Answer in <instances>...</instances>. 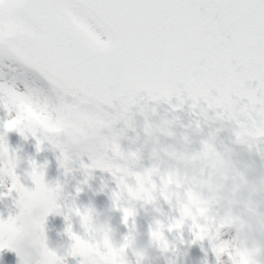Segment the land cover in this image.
<instances>
[{"label": "snow or ice", "instance_id": "snow-or-ice-1", "mask_svg": "<svg viewBox=\"0 0 264 264\" xmlns=\"http://www.w3.org/2000/svg\"><path fill=\"white\" fill-rule=\"evenodd\" d=\"M173 96V107L190 101L206 120L231 124L238 141L264 139V0H0V108L8 113L0 136L31 134L37 150L46 140L63 167L65 154L87 155L81 163L115 177L114 196L131 197L141 156L120 138L134 108L147 137L168 129L172 121L148 119L149 101ZM126 159L121 177L113 166ZM153 196L143 202L156 203ZM47 211L37 200V223ZM12 248L21 264L38 259L23 240Z\"/></svg>", "mask_w": 264, "mask_h": 264}, {"label": "clouds", "instance_id": "clouds-1", "mask_svg": "<svg viewBox=\"0 0 264 264\" xmlns=\"http://www.w3.org/2000/svg\"><path fill=\"white\" fill-rule=\"evenodd\" d=\"M11 119L16 117L13 115ZM33 119L41 128L47 127L40 114H33ZM161 134L172 135L169 129L151 130L153 160L146 167L140 164L131 197L113 195V206L122 208L125 223L136 214L135 201L150 196L155 199L154 193L174 204L178 215L153 217L146 239L136 232L134 222L127 234L117 235L110 217L94 204L65 198L61 182L47 177L45 163L30 159L22 175L18 173L21 157L0 136V184H5L9 191L15 190L18 208L14 214L0 217V249L12 248L17 240L38 249V259L32 261L25 256V264H67L68 256H80L86 264H147L150 247L175 252L176 239L187 224L195 240H208L217 264H264V175L247 174L234 162L230 150L217 147L211 137L197 149L191 147L186 134L178 144L160 143ZM146 143L147 140L131 148L133 154L140 157ZM72 165L71 156L65 154V171L70 172ZM81 167L87 178L92 167L83 163ZM113 167L121 177L130 172L127 159ZM27 180L33 187L25 183ZM37 200L48 210L46 215L58 212L64 217V232L70 241L67 247L62 241H48L46 215L42 224L33 216ZM25 217L27 225L22 223ZM73 217L77 218L81 232L73 231ZM17 253L21 256V252ZM165 260L167 264H176L175 256H166Z\"/></svg>", "mask_w": 264, "mask_h": 264}, {"label": "rangeland", "instance_id": "rangeland-1", "mask_svg": "<svg viewBox=\"0 0 264 264\" xmlns=\"http://www.w3.org/2000/svg\"><path fill=\"white\" fill-rule=\"evenodd\" d=\"M8 113L5 109L0 108V121L6 120ZM116 128L122 127L118 121ZM6 138L9 149L16 150L21 157V167L17 172L22 175L23 167L27 165L30 159H35L37 163L46 164V175L53 180H59L62 184L63 195L67 199L75 198L81 204H94L101 212L106 213L110 217V223L115 229L117 235L126 234V228L131 229V225L135 223V230L141 238L147 237V230L152 223L153 217L175 216L178 212L173 203L165 201L162 197L158 198L157 206L146 204L143 201H135L136 214L130 218L127 223L123 221V210L117 205L113 206V193L117 190V181L115 177L106 169L92 168L90 175L86 174L81 167V160L87 164L89 157L82 155L74 158L72 170L66 172L60 164L58 157L60 156L59 148L55 147L48 141H43L41 147L37 150V138L28 135H21L15 129L7 130ZM134 138V139H133ZM143 142L137 133L126 129L124 136L120 138L122 148L128 150L135 147L136 144ZM153 160L150 149L145 145L141 155L140 164L149 166ZM86 179V182H85ZM10 184V181L6 182ZM29 187H33L30 180L25 181ZM80 189L77 191V189ZM17 193L14 189L10 190L5 184H0V217H7L18 211L16 205ZM157 208L159 210H157ZM73 217V231L81 232L79 225ZM66 221L58 212H50L45 217V235L49 242L62 241L67 247L69 237L64 232ZM132 253L129 251V257ZM166 256H175L176 264H217L215 253L207 239L195 240L192 231L185 224L176 239L175 252L169 250L162 252L161 249L153 246L148 250L147 264H167ZM226 258V257H225ZM82 257L68 256L67 264H79ZM0 264H21V258L17 251L13 248L0 249Z\"/></svg>", "mask_w": 264, "mask_h": 264}, {"label": "water", "instance_id": "water-1", "mask_svg": "<svg viewBox=\"0 0 264 264\" xmlns=\"http://www.w3.org/2000/svg\"><path fill=\"white\" fill-rule=\"evenodd\" d=\"M155 106V112L149 114L148 119L154 124L161 123L162 120H170L167 125L171 136L161 134L159 142L164 144H178L186 134L191 141V147L199 148L201 142L212 138L217 147L229 149L234 162L244 169L247 174L256 176L264 175V139H259L255 143H245L238 141L232 131V125L219 120H206L198 109L190 107V101L184 102L180 107H173L177 104L175 96L171 102L167 100L149 101ZM209 110V116H211ZM123 122V121H122ZM132 130L138 132L141 138L150 149L152 140L143 131L145 117L143 114L133 110ZM199 124V126H197Z\"/></svg>", "mask_w": 264, "mask_h": 264}]
</instances>
